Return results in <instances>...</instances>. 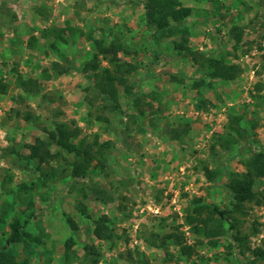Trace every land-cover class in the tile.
I'll use <instances>...</instances> for the list:
<instances>
[{
	"label": "rangeland",
	"instance_id": "1",
	"mask_svg": "<svg viewBox=\"0 0 264 264\" xmlns=\"http://www.w3.org/2000/svg\"><path fill=\"white\" fill-rule=\"evenodd\" d=\"M175 1L192 9L184 19L189 46L240 65L234 80L212 79L200 58L178 53L173 43L181 37L161 36L148 24L144 0H0V76L8 83L0 94V250L11 251L17 262L251 264L256 249H264V204H248L247 213L237 215V228L248 237L245 253L228 223L222 234L208 236L193 232L186 221L196 198L230 206L228 175L244 171L243 160L264 148V0ZM66 21L131 48L120 56L138 66L128 78L139 100L116 85L122 111L104 107L91 88L92 73L82 70L91 58L89 43L64 34L57 51L43 36ZM54 61L68 71L57 74ZM19 77L32 78L38 92L23 93ZM201 80L203 85H194ZM100 112L108 120L98 121ZM55 121L79 128L81 137L112 140L106 165L84 179L67 175L21 189L36 173L20 165L19 154H28L27 145L45 138ZM231 137L236 141L221 144ZM207 169L219 174L207 176ZM93 183L113 192L115 200L98 201ZM72 185L85 189L86 197ZM255 190L264 192V180L256 181ZM81 203L86 213L78 210ZM14 217L42 235L36 253L7 243ZM101 218L110 224L112 240L94 235ZM69 238L73 244L66 251Z\"/></svg>",
	"mask_w": 264,
	"mask_h": 264
},
{
	"label": "trees",
	"instance_id": "2",
	"mask_svg": "<svg viewBox=\"0 0 264 264\" xmlns=\"http://www.w3.org/2000/svg\"><path fill=\"white\" fill-rule=\"evenodd\" d=\"M145 18L148 24L153 25L161 36L179 35L181 40L174 41L173 48L180 54L191 56L196 61L202 60V66L206 73L212 79L234 80L240 73L241 67L236 63H229L224 58H215L206 56L205 53L193 50L188 44L189 28L184 23L192 9L186 6H176L175 0H144ZM164 23H168L165 26ZM64 34L69 35L72 42L76 39L83 38L89 43L92 49L91 58L83 64L82 70L85 73H92L94 85L91 86L94 92L102 96L105 100L104 107L111 112L122 111L119 101V94L114 87L123 86L128 98L139 100L137 94L133 91L134 85L129 81V76L134 73L138 66L132 61L123 59L120 55H129L132 53L131 48L119 39L105 40L94 35L90 30L85 31L82 28L72 26L66 21L64 26H50L43 30V36L49 42L51 49L59 50L60 40H65ZM53 36L54 39L49 37ZM35 39V37H33ZM36 41V39H35ZM66 41V40H65ZM53 69L57 74H63L68 71L67 66H61L57 61L53 62ZM203 80L197 81L194 85H203ZM18 84L23 93L33 94L39 90V85L32 78H18ZM8 90V83L0 76V94H5ZM139 103V102H137ZM200 107V105H198ZM14 114L21 115V112L14 109ZM31 114L27 113V117ZM98 121L108 120L102 112L96 115ZM47 136H37L33 143L27 145L29 153L20 155V165L23 168L32 169L36 173L35 180L30 184H21V189L47 186L49 181L64 178L67 175L73 179H84L90 176L95 167L104 168L107 162L108 148L112 145V140L100 142L98 136L88 139L86 136L81 137L79 128L71 126L64 121H55L52 128H45ZM236 139L231 137L222 145L234 142ZM244 171L231 172L226 184L230 194V206L221 208L217 204H203L199 198L194 201L193 208H187L186 221L191 224L193 232H203L205 235L214 236L224 232L223 227L228 223L230 228L237 230L236 240L240 245L241 253H245L247 235L240 232L238 227L239 216L247 213V205H263L264 192L255 190V183L258 179L264 180V148L257 150L254 155L243 160ZM207 176H216L219 170L207 169ZM72 190H77L86 197V190L76 188L72 185ZM95 198L102 202L108 203L115 200L113 192L93 183L90 186ZM32 205V204H31ZM78 210L86 213V206L79 204ZM206 210V216H202ZM71 228L77 229V224L72 218H68ZM28 220H21L14 217L11 222V232L6 238L7 243L22 244L23 249L28 254L38 251V246L43 242L42 235L35 236L30 230L25 229ZM94 235L99 239L112 240L114 233L106 218H101L96 222L93 230ZM73 244V239L69 238L65 243L66 251ZM188 247V246H187ZM68 254V253H66ZM252 263L258 260H264V249L257 248L254 252ZM98 261L97 259L94 260ZM14 260L11 251L0 250V264H24Z\"/></svg>",
	"mask_w": 264,
	"mask_h": 264
}]
</instances>
